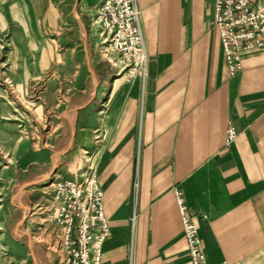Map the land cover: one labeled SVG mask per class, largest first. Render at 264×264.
<instances>
[{"label":"crops","instance_id":"obj_1","mask_svg":"<svg viewBox=\"0 0 264 264\" xmlns=\"http://www.w3.org/2000/svg\"><path fill=\"white\" fill-rule=\"evenodd\" d=\"M73 1L80 15L94 3ZM213 3L134 0L146 62L129 81L91 54L85 35L74 41L96 78L76 105L74 153L56 161L51 147L26 142L13 156L14 171L32 181L54 163L57 175L72 162L83 168L86 155L75 159L76 152H94L109 229L101 264H190L174 190L207 264H264V47L242 51L240 68L229 74ZM9 110L0 95V141ZM228 125L236 131L229 141ZM1 191L6 237L8 221L31 202L18 194L9 208Z\"/></svg>","mask_w":264,"mask_h":264},{"label":"rangeland","instance_id":"obj_2","mask_svg":"<svg viewBox=\"0 0 264 264\" xmlns=\"http://www.w3.org/2000/svg\"><path fill=\"white\" fill-rule=\"evenodd\" d=\"M92 2V9L80 15L73 0H0V95L12 109L0 141V187L10 198L7 207L18 194L34 206L22 203L19 214H25L24 218L16 222L18 214L8 221L6 237L0 230V264H60L64 256L58 244L59 230L47 222L53 190L62 175L78 179L83 168L75 169L72 162L65 168L68 172L57 171L61 173L57 175L54 163L43 177L30 181L27 172L21 177L11 163L26 142L51 147L56 161L65 162L74 153L70 139L76 105L82 100V89L88 92L96 83L93 69L84 60V49L78 44L73 48L74 41L85 35L91 54L101 57L115 74L100 51L94 11L99 0ZM113 76L130 80L123 72ZM91 152L80 150L74 156L80 160L86 155L94 162Z\"/></svg>","mask_w":264,"mask_h":264},{"label":"built area","instance_id":"obj_3","mask_svg":"<svg viewBox=\"0 0 264 264\" xmlns=\"http://www.w3.org/2000/svg\"><path fill=\"white\" fill-rule=\"evenodd\" d=\"M94 11L100 28V51L115 68V74L123 72L129 80L138 70L143 72L146 56L134 0H99ZM213 24L219 32L229 74L240 68L242 51L264 47L263 1L214 0ZM235 135L233 126L228 125L226 140ZM85 164L78 179L58 182L53 190L47 222L59 230L58 244L64 255L60 264H101V247L108 236L103 193L93 159H86ZM174 195L190 264H207L197 228L185 214L180 193L174 190Z\"/></svg>","mask_w":264,"mask_h":264}]
</instances>
